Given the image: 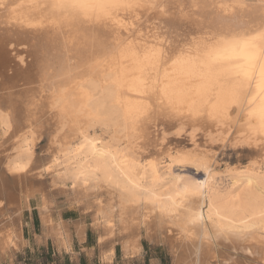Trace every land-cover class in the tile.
Wrapping results in <instances>:
<instances>
[{
    "label": "bare ground",
    "instance_id": "1",
    "mask_svg": "<svg viewBox=\"0 0 264 264\" xmlns=\"http://www.w3.org/2000/svg\"><path fill=\"white\" fill-rule=\"evenodd\" d=\"M262 73L264 0H0V217L15 212L0 222V257L20 240L12 225L30 200L41 193L47 207L30 167L34 129L54 120L76 140L44 172L80 190L117 191V222L126 204L143 207L125 252L139 253L143 225L175 264H264V162L218 174L207 155L142 159L131 141L160 114L264 157ZM96 127L110 142L91 134ZM175 167L203 178L174 175ZM44 208V238L67 236L68 224H54ZM103 208L98 202L95 213L108 238L117 227ZM75 232L82 240L83 228Z\"/></svg>",
    "mask_w": 264,
    "mask_h": 264
},
{
    "label": "rangeland",
    "instance_id": "2",
    "mask_svg": "<svg viewBox=\"0 0 264 264\" xmlns=\"http://www.w3.org/2000/svg\"><path fill=\"white\" fill-rule=\"evenodd\" d=\"M2 111L6 112L3 109ZM159 115L154 120H150L148 125L146 124L144 136L138 138L134 134L132 135L131 141L134 151L142 159L150 157L163 159L168 153L176 150H193L197 154L201 153L213 158L214 170L218 174H222L233 167L244 166L249 161H255L260 163V165L264 162V157H258L257 154L249 149L233 147L230 143L221 146L216 140H210L202 132H194L193 129L176 120H169L168 117ZM53 123L56 122L54 120H45L34 129L33 155L30 167L32 179L42 184L39 186L43 188L46 194L47 207L43 204L42 194L39 193L21 211L19 219L14 218L12 226L14 229L16 227L20 233V240L15 246H10L3 257H0V264H175V258L170 251V247L167 244L149 242L147 231L143 225L138 226L139 231L136 234L139 253L131 255L124 251L123 247L128 244L129 239L133 236L130 234L132 231H130L129 227L138 223L139 220L136 219H139V214L145 213L143 207L139 209L129 204L128 207L126 204L127 210L122 215L124 221L117 222L119 215L117 191L115 193L114 190L107 187H94V185L87 186L84 188L85 190H80L74 186L69 176L66 177L67 180L64 178L57 179L53 177L55 174L52 170L44 172L48 160L50 161L63 150L65 142L68 140L74 142L73 140L75 139L68 135L67 129L62 131L58 124ZM93 130L91 129L90 132L91 134L94 133L95 137L103 142H110L111 133L106 131L105 133L104 130L98 127ZM6 137L7 135H3L0 127V145L3 144ZM64 139L67 140L65 141ZM13 144L14 142L6 147L9 148ZM13 148H9L10 150L8 149L4 155H10L9 158L14 156L15 151ZM165 162L166 160L163 161L162 166L166 165ZM4 165H1L0 168H4ZM56 170L62 173V166ZM173 174L184 178L195 177V180L203 178L202 174H196L192 167H184L182 169L175 167ZM223 186L224 188L226 187L225 185ZM111 193L113 194L111 195ZM98 202L102 208L104 207L105 212H110L112 209L116 222L117 228L114 234L108 238H105L102 219L99 215L96 216L95 213V205ZM43 208L49 210H47L46 214L53 220L54 224H58L61 220L68 224L69 232L67 236L65 230L60 229L56 236L44 238L43 225L40 219V212ZM6 209L8 211V208ZM6 209L4 210L5 212ZM10 212L3 216L5 221L6 218L8 220L15 213ZM3 217H0V222ZM77 225L83 228L84 237L82 240L79 239L75 232ZM66 237L69 239L68 248L63 246V241ZM110 251L113 253L112 257L110 260H106L104 258L105 253L107 254Z\"/></svg>",
    "mask_w": 264,
    "mask_h": 264
},
{
    "label": "snow or ice",
    "instance_id": "3",
    "mask_svg": "<svg viewBox=\"0 0 264 264\" xmlns=\"http://www.w3.org/2000/svg\"><path fill=\"white\" fill-rule=\"evenodd\" d=\"M262 75H264V73H262Z\"/></svg>",
    "mask_w": 264,
    "mask_h": 264
}]
</instances>
